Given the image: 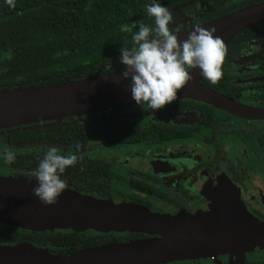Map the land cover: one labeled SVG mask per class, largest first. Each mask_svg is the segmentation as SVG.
I'll return each mask as SVG.
<instances>
[{"label": "trees", "instance_id": "16d2710c", "mask_svg": "<svg viewBox=\"0 0 264 264\" xmlns=\"http://www.w3.org/2000/svg\"><path fill=\"white\" fill-rule=\"evenodd\" d=\"M261 1L263 0H198L201 16L196 22H208ZM160 2L172 12L180 5L193 3V0ZM15 3L16 7L10 8L4 0H0V59L8 53L11 59L7 68L0 71V91L55 84L114 71L124 66L122 63L111 66V63L120 61V48L131 44V34L122 33L120 25L136 21H143L147 25L153 23L145 10V5L151 3V0H15ZM192 26L194 23H182L180 32ZM170 27L175 26L172 24ZM260 35H264V23L238 32L226 47L221 79L216 84H211L203 77L201 82L234 97V91L245 86L239 80L237 65L233 59L238 58L243 53V48L248 47L250 41ZM175 109H196L211 116H215L217 110L225 111L197 99H177L158 112L165 113ZM109 111L113 113L116 109ZM88 115L90 113L2 129L0 135L3 137V144L0 153L7 148L16 151V162L10 165L13 174L35 180L32 173L48 147L56 146L64 150L63 154H69L66 151L74 149L78 162L68 168L62 177L66 180L68 189L109 198L118 193L124 198L125 204L144 208L154 207L157 198L177 199L174 192L171 193L165 185L156 180H145L147 174L133 177L129 181L130 190L127 192L117 190L113 185L116 175L110 158L78 153L90 144L86 118ZM212 123L220 124L222 121L214 117ZM142 128L131 119L112 118L110 142L116 145L136 143L143 137ZM154 128L168 129L158 123H154ZM260 141L264 147V136ZM262 163L264 165V156ZM137 234V237L122 238L111 233L62 230L32 232L0 226V241L28 240L48 244L60 255L150 236L141 232ZM183 264L199 262L191 260Z\"/></svg>", "mask_w": 264, "mask_h": 264}, {"label": "water", "instance_id": "95a60500", "mask_svg": "<svg viewBox=\"0 0 264 264\" xmlns=\"http://www.w3.org/2000/svg\"><path fill=\"white\" fill-rule=\"evenodd\" d=\"M261 23L264 0L200 25L215 27V35L227 47L238 32ZM192 28L179 32L178 38L186 39ZM116 64L121 62L111 66ZM123 71L124 66L71 81L2 90L0 130L134 105ZM190 71L194 78L179 90L177 99H197L242 118L264 119V106H251L218 92L201 82L198 68ZM37 184L30 178L0 177V222L30 229H129L158 237L98 245L67 255H52L24 243L0 245V264H158L264 246V224L251 218L243 206L228 216L210 212L170 216L137 205H113L68 188L58 203L45 205L33 194Z\"/></svg>", "mask_w": 264, "mask_h": 264}, {"label": "flooded vegetation", "instance_id": "af4514ba", "mask_svg": "<svg viewBox=\"0 0 264 264\" xmlns=\"http://www.w3.org/2000/svg\"><path fill=\"white\" fill-rule=\"evenodd\" d=\"M197 2L198 0H193L191 4H183L172 10L175 27H180L182 23H195L200 18L201 5L197 4ZM178 8L181 10L183 9L184 14L178 13ZM174 11H177V14H175L176 12ZM9 56L10 53H8L6 57L0 59V71L4 70L9 65L11 60ZM233 62L237 65L238 75L240 76L239 80L245 86V88L236 89L233 98L241 101L243 97L247 98V96H252L255 102H259V97L264 95V35H260L251 40L248 47H244L243 53L238 58L233 59ZM118 65L119 64H116L114 66ZM263 97L264 96H262V98ZM254 104L253 106H264V100ZM130 106L131 108H129ZM113 109H116L113 113L109 111L112 109L100 111L98 113H90L93 118L87 119L88 122H93L94 124L102 122L107 126L105 130L106 139L110 149L112 150L113 148V152L110 150L109 154H91L89 152V150H91L90 140V144L84 149L85 153L79 151L78 153L106 156L110 158L112 160L114 175H116L113 179V185L115 187L116 184H124L127 185L128 190H130L129 181H131L133 177L147 174L145 180H156L159 184L165 185L166 188L170 189L171 193L174 192L173 194L177 198L176 200L157 198L154 202H159L161 212L166 214H195L199 209H202V212L208 210L212 202L206 196V188H209L210 185L213 184L215 176L224 173V176L229 177L231 183L237 187L236 190L238 189L237 192H239L240 198L246 203L248 208L250 207L249 210L255 216H264V180L258 179L252 190L253 192L247 190L246 181L249 179L252 168L250 165L246 164V160L244 159L246 156L245 152L243 151L241 157L240 154L238 156H227L230 149L222 148L226 146L224 143L227 141V136H225L222 130L228 128V119L238 118L249 122H260L264 121V119H246L230 115L226 110H217L214 113L215 116L200 112L196 109H175L160 113L158 111L145 110L137 104ZM138 109L144 112H138ZM214 117L217 118L218 121L221 120L222 123L213 124L212 119ZM112 118L113 120L128 118L140 124L144 128H142L143 131L141 133L143 137L133 144H112L109 138ZM154 123L166 126L168 129H156L154 128ZM262 136L264 135L259 134L258 136L260 147L262 146L260 141ZM1 146L2 145H0V147ZM262 158L260 164L264 167ZM7 169L11 173L10 176L20 177L13 174L10 165H8ZM3 176L7 175L3 174ZM174 187L178 188L175 189ZM128 190L123 191L127 192ZM93 195L102 197L98 194ZM117 196L121 195L116 193L112 198ZM102 198L112 199L109 197ZM250 202H254L258 207L250 206ZM122 203H124L123 197ZM0 226L17 227L20 230L32 232L58 230L88 231L73 230L70 228L30 229L2 222H0ZM139 232L150 236L133 240L158 237L157 234L138 230H113L99 233H111L124 238L129 236L137 237V233ZM21 243L45 247L57 254V252L52 250V246L48 244L44 245L28 240H21L18 242L0 241V245L2 246H16ZM191 260L199 262V264H264V246L256 245L253 248L240 251L236 254L235 252L232 253V251H226L211 258H186L159 264H183Z\"/></svg>", "mask_w": 264, "mask_h": 264}, {"label": "clouds", "instance_id": "9594fccd", "mask_svg": "<svg viewBox=\"0 0 264 264\" xmlns=\"http://www.w3.org/2000/svg\"><path fill=\"white\" fill-rule=\"evenodd\" d=\"M15 8V0H4ZM151 25L143 21L121 24L122 33L131 34L130 46L120 48L119 60L124 65L122 77L129 80L131 98L145 110L158 111L176 101L179 90L194 77L191 69L211 84L222 77V65L227 49L216 28H205L194 23L186 39H179V27L174 24L173 13L160 0L145 5ZM17 152L11 148L0 153L5 165L16 162ZM78 162L74 153L63 154L61 149L50 146L44 151L32 175L38 182L33 194L45 205L58 203L67 188L63 175Z\"/></svg>", "mask_w": 264, "mask_h": 264}, {"label": "rangeland", "instance_id": "374dc122", "mask_svg": "<svg viewBox=\"0 0 264 264\" xmlns=\"http://www.w3.org/2000/svg\"><path fill=\"white\" fill-rule=\"evenodd\" d=\"M177 11H178V13L184 14L183 9L181 10L178 8ZM177 11H174V12H176L175 14H177ZM262 96H264V95H262ZM262 96L259 97V99H258L259 102H262V100H264V97L262 98ZM253 98L254 97H252V96H247V98L246 97L241 98L242 99L241 101L243 103L251 105V106L255 105L254 103H259V102H255L253 100ZM137 111L138 112H144L141 109H138ZM86 118L92 119L93 116L88 115ZM227 121L229 122L228 128L225 130H222V132L225 134V136H227L226 137L227 141L224 143V145H226V146L222 147V148L230 149V151L227 153V156L228 155L229 156H238L240 154V157H241V155H243V151L245 152L246 156L244 157V159L246 160V164L250 165L252 168V170L250 171L249 179L246 181L247 190H249L251 192L255 186V183L258 181V179L264 180V167H262V165L260 164L261 158L264 156V148L262 146L260 147L259 139H258L259 134L264 135V121H260V122L251 121V122H249V121L241 120L238 118L228 119ZM87 124H88V132H89L90 138H91V150H89V152L91 154H98V155L109 154L111 149H110V146H109L108 141L106 139V131L105 130H106L107 126L104 125V123H102V122H99L96 124H94L93 122H87ZM2 144H3V137L0 135V145H2ZM215 149H216V147H215ZM61 151H62V153L64 152V150H61ZM74 151H75L74 149H69L66 152L67 153H73ZM79 152L85 153L84 149H80ZM111 152H113V148H112ZM7 167H8V165H5L3 163V161L0 160V177H2L3 174L7 175L4 177H13V176H10L11 173L8 171ZM116 188L121 189V190H128V186L124 185V184H116ZM236 188L237 187L235 185H233L231 183V181L229 180V177L224 176V173L215 176L213 184L210 185L209 188H206V192H207L206 196L212 202V204L209 206L208 210L209 209H211V210H209V211L207 210L206 212H204V211L202 212V209H199L195 213V214L198 213L196 216L201 215V213H207V212H210L212 214L219 215V216H228L234 210H237L241 206H243L251 218L257 220L258 222H260L262 224H264V216L263 217L255 216L249 210L250 207L248 208L246 203L240 198L239 192H237L238 189L236 190ZM79 193H82L85 195H91L93 197H96L97 199L103 200L102 197H99V196H96L93 194H89V193H85V192H79ZM107 200L112 202L113 205L122 204V197L121 196H117L115 198L107 199ZM123 204H125V203H123ZM159 205H160L159 202H157V203H155L154 208H147V209L153 213L166 214V213L161 212ZM249 205L254 206V207H258V205L254 204V202H250ZM182 214H184V213H182ZM195 214H191V215H195ZM167 215L174 216L175 214L168 213ZM36 229H38V228H36ZM67 229H69V228H67ZM85 230H88L90 232H98L99 233V232L113 231L115 229L101 231V230H97L94 228H87ZM126 230H129V229H122V231H126ZM24 245L26 247H34V248H38V249L47 251L49 254H52V255H60V254H56V253L52 252L50 249L45 248V247L35 246L32 244H28V243H24ZM254 246H256V245H254ZM248 249H250V248H248ZM244 250H246V249L235 250V251H232V253L235 252V254H236V253H238L240 251H244ZM214 256H217V255H208V256L203 257V258H211ZM173 261H175V260H173Z\"/></svg>", "mask_w": 264, "mask_h": 264}]
</instances>
